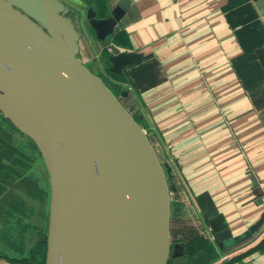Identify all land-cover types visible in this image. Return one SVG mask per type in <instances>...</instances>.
Here are the masks:
<instances>
[{"label":"crops","instance_id":"obj_1","mask_svg":"<svg viewBox=\"0 0 264 264\" xmlns=\"http://www.w3.org/2000/svg\"><path fill=\"white\" fill-rule=\"evenodd\" d=\"M57 1L76 56L128 91L120 96L172 169L168 264H264V225L243 239L264 213V20L254 0H131L110 42L82 4L104 22L122 0ZM114 46L135 56L122 73ZM204 192L238 239L225 250L203 220Z\"/></svg>","mask_w":264,"mask_h":264},{"label":"water","instance_id":"obj_2","mask_svg":"<svg viewBox=\"0 0 264 264\" xmlns=\"http://www.w3.org/2000/svg\"><path fill=\"white\" fill-rule=\"evenodd\" d=\"M130 2L122 0L104 22L81 4L110 42ZM254 2L264 20V0ZM64 11L57 0H0V99L7 109L0 108L37 141L52 178L47 264H168L172 169L120 97L76 56ZM112 49L113 69L122 73L135 56ZM197 203L217 246L233 245L238 239L210 194ZM263 225L264 213L243 239Z\"/></svg>","mask_w":264,"mask_h":264},{"label":"trees","instance_id":"obj_3","mask_svg":"<svg viewBox=\"0 0 264 264\" xmlns=\"http://www.w3.org/2000/svg\"><path fill=\"white\" fill-rule=\"evenodd\" d=\"M103 78H105L108 87L115 94H118L127 110H130L127 102L120 96L121 90L119 86L106 77ZM23 136L20 129L0 112V187L3 189L9 188L8 186L13 187L5 180L6 175H10L15 181L14 183L29 184L34 191H39V181L33 175L27 176L28 164L23 159L24 156H27L24 153V151L27 153L26 147H28L29 152H34L38 147L31 138L26 136L24 138ZM30 226V224L25 222L22 215H19L6 204H0V260H4L3 256L7 255V249H10L12 252L25 256L24 259H29L30 257L33 260V264H45L46 236L42 237L31 250L28 251L26 248V233L31 228ZM26 261L22 260V262H19L24 264Z\"/></svg>","mask_w":264,"mask_h":264},{"label":"rangeland","instance_id":"obj_4","mask_svg":"<svg viewBox=\"0 0 264 264\" xmlns=\"http://www.w3.org/2000/svg\"><path fill=\"white\" fill-rule=\"evenodd\" d=\"M99 77L104 81L105 85L108 86L105 82V78H103L102 76ZM107 79H109V77H107ZM113 94L116 97H119L118 94H115L114 92ZM128 111L142 126V124L139 122L138 118L134 115V113L131 110ZM0 112L4 117H6L12 122V120L1 108ZM20 131L23 133L24 138H31L38 147L34 152H29L28 147H26L25 149L27 153L25 151L24 153L27 156H24L23 159L25 160V163L28 164L27 176L33 175L35 179L39 181L38 185L40 189L39 191H34L29 184L14 183L15 181L13 180V178L10 177V175H6L5 180H7V182L12 185L15 189L13 187L11 188V186H8L9 188L6 187L4 189L0 187V204L4 203L8 207H11L19 215H22L26 223L31 225V228L28 229L26 233V248L28 251L34 248V246L38 243L39 240H41L42 237H47V250L45 261V264H47V255L52 223V178L45 155L39 147L37 141L29 134L23 132L21 129ZM24 142L27 143L26 141ZM18 182H20V180H18ZM3 257L11 264H23L19 262H22V260H27L24 264H33V260H31L29 256V259H24L25 256L17 252H12L10 249H7V255H4Z\"/></svg>","mask_w":264,"mask_h":264},{"label":"built area","instance_id":"obj_5","mask_svg":"<svg viewBox=\"0 0 264 264\" xmlns=\"http://www.w3.org/2000/svg\"><path fill=\"white\" fill-rule=\"evenodd\" d=\"M108 51H109L110 53H112V52H113V49H112L111 47H108ZM229 255H230V254L224 255V256L222 257V260L228 259Z\"/></svg>","mask_w":264,"mask_h":264},{"label":"bare ground","instance_id":"obj_6","mask_svg":"<svg viewBox=\"0 0 264 264\" xmlns=\"http://www.w3.org/2000/svg\"><path fill=\"white\" fill-rule=\"evenodd\" d=\"M0 106H2V107H4L5 109H7L6 108V106H5V103L0 99ZM42 139V138H41ZM43 141V140H42ZM60 231H61V229H60ZM60 234H61V232H60ZM61 235H58V237H60ZM58 252V251H57ZM50 264H53V262H50Z\"/></svg>","mask_w":264,"mask_h":264}]
</instances>
